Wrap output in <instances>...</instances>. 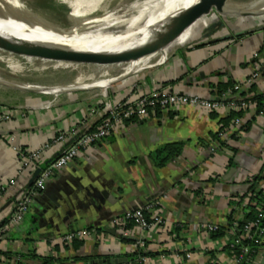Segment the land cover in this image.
Listing matches in <instances>:
<instances>
[{
    "label": "crops",
    "instance_id": "obj_1",
    "mask_svg": "<svg viewBox=\"0 0 264 264\" xmlns=\"http://www.w3.org/2000/svg\"><path fill=\"white\" fill-rule=\"evenodd\" d=\"M204 18L186 39L178 37L163 62L114 91L0 102V226L29 194L42 167L74 142L70 130L96 128L103 115L91 110L101 100L115 103L169 89L238 101V93L264 91V66L260 77L246 84L253 55L264 52V13ZM225 85L230 86L224 90ZM237 111L189 105L158 110L81 148L33 196L23 221L0 237V264H232L227 247L237 224L229 226V218L243 219L251 194L264 193V114L244 109L235 118L241 132L233 123L220 131L222 119ZM221 132L226 138H219ZM62 133L63 142L55 143ZM177 143L180 152L159 164L156 153ZM47 144L44 159L20 173L13 147L32 152ZM11 179L17 183L7 186ZM134 208H146L151 223L160 216L161 224L142 229L131 221L128 235L118 232L114 220ZM211 226L223 227V234L212 237ZM76 231L89 235L63 240ZM263 254L264 245L252 264H262Z\"/></svg>",
    "mask_w": 264,
    "mask_h": 264
},
{
    "label": "bare ground",
    "instance_id": "obj_2",
    "mask_svg": "<svg viewBox=\"0 0 264 264\" xmlns=\"http://www.w3.org/2000/svg\"><path fill=\"white\" fill-rule=\"evenodd\" d=\"M60 1L70 7L69 16L74 22L67 28L53 24L52 21L46 22L32 14L29 16L23 14L26 12L18 0H0V36L18 45L39 49L38 52L56 59L58 66L64 64V60L108 61L129 58L131 62L125 73L129 75L148 66L152 55L144 56L147 51L158 49L163 54L161 61L165 59L173 42L167 45L166 40H156V37L166 31L169 21L174 16L198 0H134V3L127 6L122 5L124 0H119L112 10H108L107 0ZM262 11L264 0L247 8L245 13L256 14ZM98 12H102L101 17H95ZM92 18L95 19L91 20ZM189 30L190 28L181 34L183 39L189 36ZM85 52L115 55L94 56ZM80 83L78 80L65 90L95 86Z\"/></svg>",
    "mask_w": 264,
    "mask_h": 264
},
{
    "label": "built area",
    "instance_id": "obj_3",
    "mask_svg": "<svg viewBox=\"0 0 264 264\" xmlns=\"http://www.w3.org/2000/svg\"><path fill=\"white\" fill-rule=\"evenodd\" d=\"M254 62L252 68L247 76L246 84L250 85L256 81L262 73L264 66V52H257L253 55ZM264 103V91L261 93ZM227 96H224L225 99ZM189 105L195 108H199L206 112H215L225 109H247L256 108L255 103L248 100L227 101V100H213L207 97L199 95H187L184 93L173 92L169 89L152 90L148 93H141L133 99L126 101H117L115 103H106L104 100L99 102L97 107L92 108L91 113L101 112L102 115H106L94 130L80 133L78 129L72 128L69 132L75 140L68 147L64 148L55 159L42 167L40 173L33 183L31 193L24 195L19 199L16 208L12 212L10 220L5 225L0 226V237L4 235L9 229L18 225L23 221L24 216L29 212L30 205L32 203L33 196L42 191L45 188L47 180L55 174L56 171L61 170L63 167L68 166L78 155L81 148L88 146L94 141L105 138L111 134L115 129L123 126L127 121L133 118H147L151 114L158 110H169L180 106ZM259 114H264L260 112ZM3 118L2 116L0 117ZM241 120L235 119L232 128L241 132ZM64 133L58 135L55 139V143L63 142ZM219 138H226V133L221 132ZM219 140L215 141V146H218ZM17 152L19 167L22 173L23 170L28 169L32 163L41 162L44 159L46 151L49 149V145H44L41 149H36L32 152H25L13 147ZM24 174V173H22ZM16 179L8 181L7 186H14ZM146 208H134L126 211L120 215L114 222L119 225L118 232L128 235L129 231L126 230L127 224L133 221L138 227L142 229H148L153 225L161 224V217H157L154 223H151L149 217L145 213ZM255 229L252 230V224H244L241 229L238 225H235L234 230L238 231L239 235H233L229 245L232 248L236 246L240 247V253L233 255L232 264H242L247 260V254L249 253V247L240 245L242 240H249L253 244H260L264 240V228L259 223H254ZM216 227L211 226L210 230L214 231ZM89 235L85 231H76L67 233L63 240L65 242H71L74 239L83 238ZM235 252V251H234ZM190 257V254H187Z\"/></svg>",
    "mask_w": 264,
    "mask_h": 264
},
{
    "label": "rangeland",
    "instance_id": "obj_4",
    "mask_svg": "<svg viewBox=\"0 0 264 264\" xmlns=\"http://www.w3.org/2000/svg\"><path fill=\"white\" fill-rule=\"evenodd\" d=\"M18 1L23 6L24 11L26 12L24 13L22 11L23 14H27V16H29V14H32L33 16L35 15L36 17L43 19L46 22L48 21L50 23V21H52L51 23L63 26V28H67L70 25L74 24L69 16L70 7L60 0ZM133 1L134 0H124L122 5H130L131 3L135 2ZM255 1L258 2L260 0H228L225 7V13L219 14L215 10H212L209 14H206L204 16V19L212 20V16L237 18L244 15H262L264 11L256 14L245 13L247 8H250L252 5L257 3H255ZM118 2L119 0H107L108 10L114 9L117 6ZM150 8L151 7H149V9ZM97 14L98 15H96L95 17L102 16V12H98ZM93 19L95 18H92L91 20ZM201 20L202 19L197 20L191 27L200 23ZM180 37L183 39L182 35ZM178 43L179 40L177 38L175 41H173L172 46ZM34 49L36 51H40L37 48ZM149 55H152V57L149 58L148 66L146 68L136 73L126 75L125 73L127 72L128 66L131 62L130 59L111 61L64 60V64L60 65V67L57 65L56 59H49L48 57L40 55L39 53L30 52L23 49H11V47H9L5 42L0 41V102L5 104H23L25 102L35 101L36 99L42 97L56 98L58 96H61V94L63 93H95L98 91L103 92L106 89L107 91H109L110 89L114 91V88H116V86L123 85L124 81H126L127 79L129 80L131 78L139 77L141 74L147 71L148 68L155 67L156 65L163 62L161 61L163 54L160 50H154L147 53L145 56ZM27 56H29V58H27ZM78 80L81 81V85L94 84L95 86L85 88L77 87L75 89H72V91L65 90V88L69 85L76 84ZM115 91L119 90L115 89Z\"/></svg>",
    "mask_w": 264,
    "mask_h": 264
},
{
    "label": "trees",
    "instance_id": "obj_5",
    "mask_svg": "<svg viewBox=\"0 0 264 264\" xmlns=\"http://www.w3.org/2000/svg\"><path fill=\"white\" fill-rule=\"evenodd\" d=\"M229 86L230 85H225L224 90H226ZM251 88H252V86H251ZM221 92H222V90L219 91V93H221ZM237 97L239 98L237 100H248V101H251L252 103H255L256 112L258 114L260 112H264V103H263L261 94H252L250 92L246 93V94L238 93ZM243 110L244 109H240L237 112H231L230 115L223 118L222 119V125L223 126L221 127L220 131H224L225 128L229 127V125H231V123H233V121L236 117H239L242 115ZM105 117H106V115L103 116V118H105ZM243 128L247 129V124L245 125V127L243 126ZM180 147H181V144L177 143V144H170L167 147L159 150L156 153V157L158 158L159 164L165 162V160H167L171 156H174L176 153H179ZM165 153H167V156L162 158V156L165 155ZM229 222H230L229 226H232V224L234 223V224H237L238 228H240V229L244 224L248 223V224H252V230H254L255 229L254 223H256V222L259 223L262 228H264V193L260 190H258V191L255 190L253 192V194H251L248 204L245 206L243 219L237 221V220H234L230 217ZM223 230H224V228L220 227V228L214 230L211 233V236L215 237V238L219 237L223 234ZM238 231H236V230L234 231L235 236L239 235ZM240 245L248 246L250 248L249 253L246 256L247 260L245 262H243L242 264H252L254 262L256 256L258 255V253L261 251V248L264 245V240L260 244H253L249 240H242ZM227 249L233 255L240 253V250H239L240 247L239 246L232 248L228 244Z\"/></svg>",
    "mask_w": 264,
    "mask_h": 264
},
{
    "label": "water",
    "instance_id": "obj_6",
    "mask_svg": "<svg viewBox=\"0 0 264 264\" xmlns=\"http://www.w3.org/2000/svg\"><path fill=\"white\" fill-rule=\"evenodd\" d=\"M227 1L228 0H198L196 3L185 8L180 13H178L176 16H174L169 21L168 27L166 28V31L162 35L157 36L156 40H163L164 39V40H166V44L170 45L184 31H186L188 28H190L198 19L205 16L206 14H209L212 10H215L219 14L225 13V7L227 5ZM246 14H248V13H246ZM0 41L5 42L9 47H13L14 49H23V50L30 51V52H36V53H39L40 55L45 56L44 54L36 51L34 48H30V47L24 46V45H18L15 42L9 41L8 39L1 37V36H0ZM154 50H158V49H153V50L147 51L144 54V56L147 53L152 52ZM85 54L94 55V56H112V55H115V53H96V52H85ZM45 57H47V56H45ZM48 58H50V57H48ZM122 59H129V58H122ZM111 60H121V59H111ZM111 60H108V61H111ZM90 61H99V60H90ZM209 99H213V98L210 97ZM213 100H215V99H213ZM216 100H219V99H216ZM54 159H55V157H54ZM32 181H34V178H32L31 182ZM118 262H120V261H111V262H105V263H101V264H116ZM262 264H264V254H263Z\"/></svg>",
    "mask_w": 264,
    "mask_h": 264
}]
</instances>
